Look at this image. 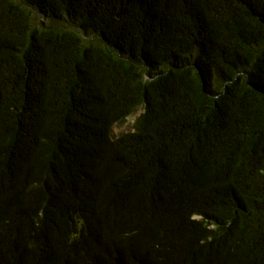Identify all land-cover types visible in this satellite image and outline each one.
Returning a JSON list of instances; mask_svg holds the SVG:
<instances>
[{
	"label": "trees",
	"instance_id": "16d2710c",
	"mask_svg": "<svg viewBox=\"0 0 264 264\" xmlns=\"http://www.w3.org/2000/svg\"><path fill=\"white\" fill-rule=\"evenodd\" d=\"M0 264H264V0H0Z\"/></svg>",
	"mask_w": 264,
	"mask_h": 264
},
{
	"label": "rangeland",
	"instance_id": "374dc122",
	"mask_svg": "<svg viewBox=\"0 0 264 264\" xmlns=\"http://www.w3.org/2000/svg\"><path fill=\"white\" fill-rule=\"evenodd\" d=\"M34 20L38 24L43 23L44 27L58 26V25L64 26L65 25V22H56V21L54 22L50 19H46L45 17H43L37 13L34 16ZM141 113H142V110H140L138 113H136L132 117L128 118L126 123L114 126V135L116 137H118L122 134L132 132L134 130V124H135L137 118L139 117V115Z\"/></svg>",
	"mask_w": 264,
	"mask_h": 264
}]
</instances>
